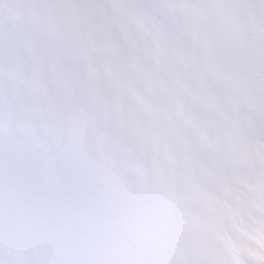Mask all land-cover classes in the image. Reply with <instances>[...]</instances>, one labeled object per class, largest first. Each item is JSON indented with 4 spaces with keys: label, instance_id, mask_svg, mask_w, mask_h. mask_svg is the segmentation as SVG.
Instances as JSON below:
<instances>
[{
    "label": "snow or ice",
    "instance_id": "obj_1",
    "mask_svg": "<svg viewBox=\"0 0 264 264\" xmlns=\"http://www.w3.org/2000/svg\"><path fill=\"white\" fill-rule=\"evenodd\" d=\"M0 264H264V0H0Z\"/></svg>",
    "mask_w": 264,
    "mask_h": 264
}]
</instances>
